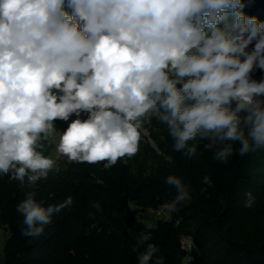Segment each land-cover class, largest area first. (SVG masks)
Segmentation results:
<instances>
[{
    "label": "clouds",
    "instance_id": "9594fccd",
    "mask_svg": "<svg viewBox=\"0 0 264 264\" xmlns=\"http://www.w3.org/2000/svg\"><path fill=\"white\" fill-rule=\"evenodd\" d=\"M244 7L242 0H0V175L21 184L46 179L55 161L38 147L56 131L54 121L73 115L57 154L105 169L139 152L153 117L188 159L199 142L222 163L236 143L240 156L264 148V77L254 78L264 72V23ZM165 183L176 195L164 207L179 211L188 189L175 175ZM255 202L246 193L245 207ZM72 203L69 196L45 207L27 193L16 208L22 235L39 237ZM151 239L143 232L137 248ZM157 252L147 243L138 264Z\"/></svg>",
    "mask_w": 264,
    "mask_h": 264
},
{
    "label": "trees",
    "instance_id": "16d2710c",
    "mask_svg": "<svg viewBox=\"0 0 264 264\" xmlns=\"http://www.w3.org/2000/svg\"><path fill=\"white\" fill-rule=\"evenodd\" d=\"M242 3L245 15L264 23V0ZM209 163L206 172H196L194 189L184 172L159 163L163 185L156 192L121 162L112 173L99 164H88L77 185L78 197L53 216L39 237L22 235L23 216L16 210L20 195L2 186L0 228L9 232L2 264H138V254L147 243L158 248L150 264L157 258L162 264H264V148L244 156L235 149L227 161L212 157ZM168 175L182 180L191 199L178 206L171 219H160L149 229L132 214L128 201L147 202L154 208L169 203L176 189L165 183ZM248 192L255 197L252 208L245 207ZM52 198L59 203L68 196L58 193ZM36 199L45 207L52 205L46 192ZM80 225L98 229L100 244L77 246L73 237ZM146 231L152 239L137 248Z\"/></svg>",
    "mask_w": 264,
    "mask_h": 264
},
{
    "label": "rangeland",
    "instance_id": "374dc122",
    "mask_svg": "<svg viewBox=\"0 0 264 264\" xmlns=\"http://www.w3.org/2000/svg\"><path fill=\"white\" fill-rule=\"evenodd\" d=\"M261 77H264V72L257 70L254 73V78L260 79ZM75 118L73 115L68 122L54 121L56 131L48 139L41 141L42 147H38V150L42 151L44 156L50 157L55 161L54 168L49 172L46 179L40 178L34 183H28L27 179H25V182L21 184L18 180H12L7 176L0 175V188L3 186L15 193L17 192L20 195L19 203L26 198L29 192H34L36 196L46 192L51 199L58 193H64L73 199L77 198V185L88 164L70 162L67 158L59 156L56 152L60 132L65 130L68 123ZM82 118H86V116L82 114ZM239 146V143L233 145L234 152L235 149L238 150ZM212 157L213 152L204 149V142L198 143L197 156L192 159L186 158L181 152L174 151L173 141L168 135L166 127L153 117L152 122L144 126L139 152L133 157L126 156L121 158L118 162L125 164L129 171L149 191L156 192L163 185L161 177L158 174L159 163L170 164L184 172L191 181V184L194 185L192 187L194 189L196 186L195 181L197 180L196 176L198 175L196 172H206L208 168L206 166ZM98 164L108 173H112L117 166L116 164L110 169H105L103 162ZM128 203L132 214L146 225H155L160 219L169 220L174 215V212H168L164 207L167 202L157 208L150 206L147 202L139 204L134 200H129ZM55 204L57 203L53 199L52 205ZM97 233H99L98 229L86 228L80 225L75 230L73 239L77 246L81 245L87 248L90 246L94 248V245L100 244V241L96 240L97 236L99 237ZM8 237L9 232L0 228V264H2L4 259V247ZM183 240L188 245L190 244L187 237H184ZM63 264H70V262L65 261Z\"/></svg>",
    "mask_w": 264,
    "mask_h": 264
}]
</instances>
